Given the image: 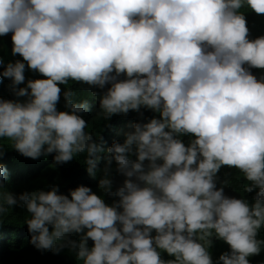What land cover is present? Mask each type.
<instances>
[{"label": "clouds", "instance_id": "clouds-1", "mask_svg": "<svg viewBox=\"0 0 264 264\" xmlns=\"http://www.w3.org/2000/svg\"><path fill=\"white\" fill-rule=\"evenodd\" d=\"M245 11L264 15V0H0V36L21 58H0V77L24 98L0 99V141L57 164L83 155L89 176L102 173L97 188L118 198L84 185L13 193L0 164V215L25 209L28 242L76 264H250L264 249V34L249 38ZM26 68L41 78L26 80ZM70 82L104 89L91 97L105 121L157 115L105 147L85 131L89 98L61 93ZM222 167L251 201L217 187ZM213 239L228 246L215 260Z\"/></svg>", "mask_w": 264, "mask_h": 264}, {"label": "trees", "instance_id": "trees-1", "mask_svg": "<svg viewBox=\"0 0 264 264\" xmlns=\"http://www.w3.org/2000/svg\"><path fill=\"white\" fill-rule=\"evenodd\" d=\"M244 16L249 29V38H255L264 34V15H257L251 11H245ZM10 34L0 36V58L5 61H14L21 59L18 55L11 54ZM2 70V65H0ZM254 75H259L260 71L255 68L250 69ZM25 78L34 79L41 78L40 74L25 69ZM122 78V77H121ZM10 81L7 78L0 77V99H24L23 97H14L9 88ZM24 85H17L23 87ZM61 93L65 87H71L77 93L76 99L89 98L91 109L82 113V117L88 123L85 131L92 132L93 135L100 132L104 146H110L113 141L122 142V133L131 130L130 126L134 122H146L151 118L153 113L149 109L141 107L139 111L129 110L127 114H114L107 121L102 115H96L98 111V103L92 99L91 93H102L104 89L89 87L87 85H79L70 82L69 85H60ZM108 85H105L107 88ZM58 110H67L64 107V99L61 94L60 101L56 105ZM188 137H182L187 143ZM53 154L41 156L36 159L24 157L11 148V142L0 141V164L7 169L8 180L5 182L4 188L13 193H20L25 190H49L50 186L55 184L58 186L60 193L67 194L69 189H73L78 185L88 186L94 193L101 195L107 204H111L117 197H110L97 188V180L102 174L97 171L95 178L88 175L84 164V156L76 155L67 162L57 164L53 160ZM103 156V154H101ZM135 158L134 156L132 157ZM146 163V161H145ZM104 167V160L101 159L97 165L98 169ZM112 167L114 168V162ZM217 187H223L224 194L230 197L246 198L251 201V193L242 191L243 184L247 183L242 177H239L235 169L222 167L217 173ZM113 186L120 184L123 177L113 172ZM228 180L229 184L221 185L220 181ZM236 189V190H234ZM28 215L25 209L13 206L8 213L0 215V264H76L74 254L67 249L61 250L59 253H53L50 250L36 249L29 241V233L24 219ZM258 235H264V230ZM89 246L91 241H88ZM228 246L219 240L213 239L209 249L213 260H215L221 252L227 251ZM163 258L168 259L162 254ZM250 264H264V249L257 255L248 257Z\"/></svg>", "mask_w": 264, "mask_h": 264}]
</instances>
